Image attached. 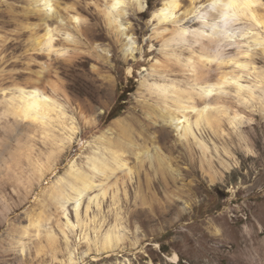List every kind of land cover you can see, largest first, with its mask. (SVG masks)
I'll list each match as a JSON object with an SVG mask.
<instances>
[{
    "label": "rangeland",
    "instance_id": "obj_1",
    "mask_svg": "<svg viewBox=\"0 0 264 264\" xmlns=\"http://www.w3.org/2000/svg\"><path fill=\"white\" fill-rule=\"evenodd\" d=\"M163 1L146 0L140 10L125 0L120 20L132 33L129 53L124 36L106 19L107 0H51L49 18L34 11L31 0H0V264H264V99H258L254 75L247 74L254 66L264 69L263 47L248 48L239 38L241 47L233 43L224 49L228 58L250 61L248 69L234 61L222 69L241 73L240 82L254 88L257 101L243 100L227 87L229 92L216 98L228 105L219 129L193 125L195 137L186 141L159 117L161 99L145 83L167 79L186 85L192 72L169 54L171 46L162 45L173 28H196L200 22L193 14L184 16L193 0H180L178 21L159 23L153 14ZM194 3L204 7L208 0ZM44 21L56 28V51L32 41L34 32H44ZM184 45L173 43L183 58L190 53ZM212 70L209 78L219 71ZM32 84L60 103L56 113L67 120L45 124L48 137L43 125L2 116L15 87ZM237 109L244 118L230 123ZM103 134L113 140L130 136L132 150L146 152L136 157L129 150L127 166L115 168L109 152L98 147ZM101 151L115 172L98 173L80 202L51 197L61 186L70 193V165L92 174L88 161L101 158ZM209 172L216 173L214 182ZM40 213L50 217L39 228L55 234L52 246L46 238L38 240L30 224ZM115 227L122 236L116 250L98 252V238ZM175 253L178 262L171 258Z\"/></svg>",
    "mask_w": 264,
    "mask_h": 264
},
{
    "label": "bare ground",
    "instance_id": "obj_2",
    "mask_svg": "<svg viewBox=\"0 0 264 264\" xmlns=\"http://www.w3.org/2000/svg\"><path fill=\"white\" fill-rule=\"evenodd\" d=\"M133 1L137 4L140 10H144L147 6L146 0H133ZM261 2H262L261 0H208V4L202 7L195 5L193 0L190 4V7L184 11V16L185 15L189 16V14H193L194 18L198 20V22H200V26L196 28H192L186 25V26L173 28L174 30L172 31V35H170V37H168L167 39H164L165 40L164 45L162 46L167 47L166 49H168V47L171 46L172 50H170L171 52H169V54L175 57L177 61L179 62L183 61L184 62L183 64L185 65V67H187V71L189 70L190 72H192L190 78L188 77L190 80L187 79L189 81L186 82V85L184 84L185 86L180 84L182 83L180 82V80L179 82L175 80L166 81L167 79L161 83L154 81L153 83L149 84L146 82L147 84L145 83V85H147V87L149 86V89H151L152 92L156 93L158 95V98L161 99V101L159 100L160 102L159 105L161 106V108H159L160 106L156 107V110L160 112L159 117H161L165 123L175 126L177 133H179L180 138L186 141H188L190 137L191 138L193 137L194 139L195 136L193 133V125L201 126V124H207L209 127H213L212 128L213 130L214 128L219 129V127L222 124L221 117L223 115L224 117L228 115V111L226 109L228 105L225 107V105L219 103L220 100L218 99L219 101H217L216 98H219L222 94L226 95L227 92H229L226 90L227 87L232 86L234 90H236L235 94H237V96H239L243 100L249 101L248 99H246V97L247 98L249 97L252 100L253 99L256 100L257 96L258 99L261 100L264 99L262 98L264 97V69L261 68L259 69L256 66H254L253 68H251V71H248L247 73L251 75L253 74L254 77L256 78L257 82L255 81V83L253 84L257 83L255 85V88L259 87L261 89V93L263 92L262 95L260 93L261 96L260 95L255 96L254 95L255 93H253L254 88L251 89L250 87H247L242 82H240L242 76L240 75L241 73H237V71L234 72L236 69L234 71L233 70L227 71V69L224 70V68L222 69L224 64L226 65L231 61L238 63L237 66H239L240 69L249 68V67L247 68V66L248 63H250V61L246 60L248 63L243 61L240 62L239 58H236L237 56L231 57L230 55V57L228 58V56L224 54V49L228 45L237 43L241 47V40L237 41L239 38L242 39L244 38L243 41L246 42L245 44L249 45L248 48L250 47V45H256V46L259 45L262 46L264 50V12L260 11L258 7ZM31 4L34 6L33 10L42 12L45 18L53 17V13L51 12L52 10L51 0H31ZM124 4H125V0H120L118 5L116 3V0H107V5L105 6L104 13L109 25L115 28L117 32H119L121 35L124 36L122 42L125 50L129 53L130 52L132 53L133 52L132 33L129 32L127 26H124V24L120 20V18L124 14ZM262 4L264 5V3ZM179 7H180V0H164L162 2V5L154 11L153 17L156 18L159 23H166V22L175 23L176 21H178V18L175 16V13L178 11ZM64 19L65 18H63V20ZM75 19L78 20L79 17H75ZM49 24L46 21H44V32L42 34L34 32V37L32 41L35 44V46H37L39 49L47 50L51 52V51H56L55 49L56 46L54 44V39H55L54 31L56 30V28L51 27V25ZM70 33L71 32H69L68 34ZM173 43L174 45L176 44V46H178L179 44L180 46L181 44L182 45L185 44L184 46L188 45L190 48H188L187 46L186 47L188 48V51H190V53L185 58H183L184 54L182 53V50L180 53L177 52L176 51L177 49H175L176 47L173 46ZM194 46H198L199 49L197 48L195 49ZM181 48L184 49L185 47H181ZM168 51L166 52L168 53ZM241 52L246 53V51L245 52L241 51ZM244 55H247V53ZM213 63H215L216 67H214ZM252 64L253 63H251V65ZM185 67L184 69H186ZM212 69L213 70L217 69L219 71H217L216 76L214 78H209V72ZM211 75L212 74H210V76ZM31 86L32 87L17 85L15 87L14 94L11 95V97L8 99L9 101L8 100L6 101V105L4 106V110L2 111V116H6V117L13 116L15 119H17V121L21 120V121H27L28 123L30 122L31 124L34 123L33 125H35L36 127L37 125L39 127L40 125L41 126L43 125L41 127L43 130L42 133L44 132L45 135L47 136L48 131L46 130V127H44V125L47 124L48 122L52 123L53 122L52 120H59V118L62 119L61 115L59 113H56L57 109L58 108L60 109L61 106L59 107L60 103L58 104L56 102L57 100L53 99V97H51L49 93L47 94L45 89L41 88L42 86L35 84L34 85L32 84ZM215 91L218 94H216ZM214 92L216 95L213 96ZM262 104H264V102ZM64 114L65 113L63 111V115ZM191 115L194 117V120L192 118L193 122L190 121ZM242 118L244 117L240 114V112H238V109L234 111V114L232 116H229L230 123L233 124L240 123L242 121ZM65 119H62V121L60 122H63V120L66 122L67 120ZM49 124H47L48 127L50 126ZM125 138L126 137L121 136L120 138H117V140H113V138L111 139L110 136L108 137V135L103 134L102 136L99 137L98 140L100 146L96 145L98 147L102 146L104 148V151L109 152L110 154L109 156L110 158H112V161L110 163L113 162L112 165L114 164L115 168L121 166L124 167V165L129 160V158L128 159L125 158L124 154L126 152H129V150H132L131 145H133L132 144L133 142L130 141L131 140L130 136L128 138L129 140ZM196 140L197 138L195 139V141ZM199 141L200 140L198 139L196 142L202 145L201 148L205 152V150L207 149H205L203 147V143ZM98 143L96 142V144ZM133 151H135V153ZM132 152L136 154V157H138L140 156V153L142 155V153L146 151L136 152V150H132ZM94 153L96 154V151ZM100 154H101V158L98 157L97 154V157L93 156L88 161V163L90 162V165L88 164V166L91 167L92 174L87 171L84 172L80 171L81 170L80 168L78 170L74 166V164L70 165L68 171L70 180L67 183L70 189V193H67L66 192L67 190L62 188L61 186V188H57L58 190H55L56 188L53 189L54 193H51L52 195L51 197L53 199L54 198L57 199L58 201L71 200L72 198L79 199L87 190H89L91 187L94 186L93 180L98 173L102 174L103 177V175L105 174H109L110 172L113 171L115 172V168L112 167L111 164L104 159L105 156L104 158L102 157V151ZM109 156L107 157V159L109 158ZM158 156H156L157 159H159ZM20 158H22V156ZM14 161H16V159ZM33 164L34 163H32V165ZM33 167H35V165ZM131 168L133 167L130 166L128 171ZM158 170H160V168ZM35 171L37 172V170ZM209 176L211 182H214V180H216L215 178H217L216 173L209 172ZM104 189L105 190L103 191L102 194L105 195L108 189L106 188ZM78 202H80V199ZM77 204L80 205L81 203H77ZM41 213L38 216H36V218L33 217L34 219L30 221V224L36 226L35 229L36 234L40 236L39 237L40 239L38 240L42 241L43 238H46L48 244H51L52 246L53 243L56 242L55 234L49 231L47 232L44 231L45 233L43 234V231L41 230L42 228L41 229L39 228L42 222L47 221L50 217L47 215L42 216ZM78 218H79V214L77 215V222L79 221ZM116 231H117L116 227L115 229L114 228L111 230L109 229V231L106 234L104 233L103 238H98V239H102V242H100L101 246L97 247L98 252L102 251V252L110 253L116 250V247L118 246V244H120L119 243L120 238H122V236H119V234H117ZM26 232L27 230L25 228L24 233ZM84 237L87 238L86 240L89 241L90 238L88 232L84 233ZM98 239L96 238V240ZM40 241L38 243H40ZM97 244L96 246L100 245ZM22 247L24 248L25 246L22 245ZM41 248H43V246ZM171 258L176 262L180 260V257L177 253H175Z\"/></svg>",
    "mask_w": 264,
    "mask_h": 264
},
{
    "label": "snow or ice",
    "instance_id": "obj_3",
    "mask_svg": "<svg viewBox=\"0 0 264 264\" xmlns=\"http://www.w3.org/2000/svg\"><path fill=\"white\" fill-rule=\"evenodd\" d=\"M119 2H120V0H116L117 5L119 4ZM130 63H131V61H130Z\"/></svg>",
    "mask_w": 264,
    "mask_h": 264
}]
</instances>
